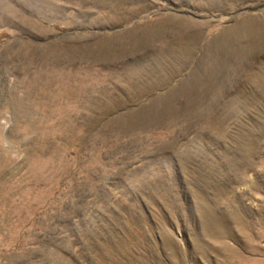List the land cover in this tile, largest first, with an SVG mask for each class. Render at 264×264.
Masks as SVG:
<instances>
[{
    "label": "rangeland",
    "instance_id": "374dc122",
    "mask_svg": "<svg viewBox=\"0 0 264 264\" xmlns=\"http://www.w3.org/2000/svg\"><path fill=\"white\" fill-rule=\"evenodd\" d=\"M0 3V264H264V0Z\"/></svg>",
    "mask_w": 264,
    "mask_h": 264
},
{
    "label": "bare ground",
    "instance_id": "6f19581e",
    "mask_svg": "<svg viewBox=\"0 0 264 264\" xmlns=\"http://www.w3.org/2000/svg\"><path fill=\"white\" fill-rule=\"evenodd\" d=\"M5 4H3V3H0V8L1 9H5ZM10 11H8V12H10V13H12L13 15L15 14V12L10 8L9 9ZM1 14V13H0ZM4 14V13H3ZM3 14H2V18H3ZM9 14V13H8ZM7 14V15H8ZM10 15V14H9ZM193 71H195V70H193ZM216 72V71H215ZM195 73V72H194ZM211 73V72H210ZM196 74L198 75V73L196 72ZM211 75V74H210ZM190 77H191V75H190ZM198 78V77H197ZM193 80V79H192ZM196 81H198V80H195V82H194V80H193V82L191 83V86H193L195 83H196ZM200 83V82H199ZM212 83V82H211ZM195 86V85H194ZM179 89V88H178ZM140 113V112H139ZM134 116V115H133ZM120 121H122V120H120Z\"/></svg>",
    "mask_w": 264,
    "mask_h": 264
}]
</instances>
